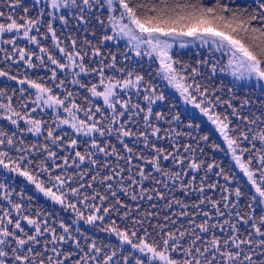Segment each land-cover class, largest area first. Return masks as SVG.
Returning a JSON list of instances; mask_svg holds the SVG:
<instances>
[{
	"label": "snow or ice",
	"instance_id": "1",
	"mask_svg": "<svg viewBox=\"0 0 264 264\" xmlns=\"http://www.w3.org/2000/svg\"><path fill=\"white\" fill-rule=\"evenodd\" d=\"M21 3L11 0V7ZM31 7L37 9L35 16L28 15L29 7L19 16L0 11V18L8 21L0 23V45L13 46L11 52L3 47L0 52L5 53V60L23 62L28 68L54 66L49 69L54 87L46 86L42 77L20 79L0 69V77L21 85L19 109L13 104L17 89L8 95L0 88V120L15 129L0 126V148L4 149L0 150V167L24 178L37 194L71 211L75 219L72 224L61 221L58 231L55 221L50 224L39 211L35 218L25 215L23 204L10 198L13 190L0 183V189H5L0 198L11 206L9 210L0 205V264H130V257L135 264H264V101L260 115L244 114L241 109L251 103L249 99L237 106L234 96L225 99L218 95L222 89L204 82L211 78L202 71L209 60L182 63L173 54L176 45L221 53L227 63H211V75L227 71L235 81H256L264 94V0L244 4L238 0L211 4L204 0H33ZM56 21L65 28L74 22L77 32L90 34L92 39L69 35L61 46ZM5 33L15 35L4 39ZM38 37L50 38L57 52ZM17 38L35 45L43 55L19 47ZM119 40L126 41L125 61L145 57L152 63L158 61L155 75L215 126L226 149L211 146L231 155L251 186L248 194L240 186L232 189L209 180L208 174L219 169L214 174L230 181L219 163L201 158L205 153L199 141L208 146L209 136L177 131L173 126L181 120L180 113L172 111L174 101H168L172 105L168 113L155 110L167 97L153 82L151 63L147 71L143 65L118 68L117 56L104 52L107 42ZM58 72L65 77L70 74L67 83L90 93L83 97L85 104L77 103L74 93L67 90L66 79H57ZM90 76L98 77V83L82 79ZM93 98L102 99L103 104L94 103ZM37 109H52V124L36 118ZM61 109L68 118L60 116ZM81 111L85 119L78 118ZM161 122L168 127L163 128ZM62 125L73 129L75 136L70 137ZM186 127L198 133L200 124L190 119ZM28 133L43 136V143L26 144ZM113 136L120 147L109 139ZM182 137L195 139L196 146ZM141 144L142 148L137 147ZM13 151L18 155L10 154ZM177 191L186 197L196 193L197 200L186 202L176 197ZM212 191H219L220 197L209 195ZM121 193L138 202L134 209L138 217L132 218L133 208L121 199ZM245 195L248 199L241 206ZM144 200L162 201L165 209L175 206L179 211L163 215L141 211L139 201ZM113 213L121 220L131 218V228L126 225L122 230L114 220L103 224ZM22 221L30 227L26 229ZM80 221L93 227L101 222L99 230L114 234L119 248L107 245L112 249L109 254L79 227L74 232L72 225ZM125 245L131 250L128 255H124ZM133 252L139 255L132 256Z\"/></svg>",
	"mask_w": 264,
	"mask_h": 264
},
{
	"label": "rangeland",
	"instance_id": "2",
	"mask_svg": "<svg viewBox=\"0 0 264 264\" xmlns=\"http://www.w3.org/2000/svg\"><path fill=\"white\" fill-rule=\"evenodd\" d=\"M239 1L246 2V1H250V0H239ZM32 3H33V0H22L21 5L18 8L14 9V8L11 7V0H0V11H3L5 13V16H7L9 14H13L14 16H19V15H24V13H23V8L24 7H29L28 15L35 16L36 13H37V9L31 7ZM7 22L8 21H6L4 18H0V23H5L6 24ZM57 25H60L61 27H63L59 23V21L54 22V27L55 28H56ZM63 28L66 29L65 27H63ZM67 28H70L71 31L75 30L74 22H72ZM41 32L42 33H46V27H42L41 28ZM66 32L67 33H71V32H69V30H67ZM80 32H77L75 30L74 32L71 33V35L72 36L76 35L77 37H79V40H83L85 35H88V38L92 39L90 34H86L84 32H83V34H80ZM73 33H75V34H73ZM109 34H111V33H109ZM13 35H15V33H5L3 38L4 39H9ZM47 35L50 37V33L47 34ZM80 35H82L83 37L81 38ZM58 36L60 37V39L62 41V45L61 46H63V43L67 42L66 41V37H64L62 35H59V34H58ZM38 38L41 39V43L44 46L50 48L53 52H57V50L55 49V46H54V44H53V42L51 41L50 38L47 39V40L43 39V37H38ZM93 42L95 43V40H93ZM17 45L19 47H25L26 49L35 51L37 53V55H43V54L39 53V49L36 48L35 45L29 44L27 42V40H25L23 38H17ZM106 45H108L110 47V49H114L115 47L124 46L123 49H122V52L119 55L120 58H121V62L118 61V58H117V67L119 68V67L123 66L124 64L122 63V60L124 59V53L127 52L126 41L125 40H119L117 42H111L110 41V42H107ZM0 47L6 48V49H8L9 52H11L13 46L12 45H8V44H2V45H0ZM176 50H180L181 53L182 52L192 53L197 58V60H203V59L209 60L210 61L209 65L208 66H204L203 68L205 70H209L210 72H211V63H214L216 60L227 59L226 57L221 58V53H218V52L217 53H210L207 48H199V47H191V46H189L188 48L180 49L179 46L176 45L173 48V54L175 53L174 51H176ZM104 52L107 54L110 51L104 50ZM4 57H5V53L0 52V69L8 71L11 75H16L20 79L24 78L25 76H28V77H30L32 79H37L38 77H42L44 82H45V84H46V86L54 87L53 84H52V81L50 79L51 72L49 70L51 67H54V66L48 64L45 67L28 68L23 62L13 63L11 60H5ZM57 58H59V54L58 53H57ZM45 59H46V57H45ZM33 60H34L35 63L39 64V61H36L35 58H33ZM134 61H136V63H137L135 65V67H137V68H139L140 65L144 66L145 63H147L146 70L149 69V64L151 63V72L153 74V82L160 86V90L163 91L165 96L167 97L166 101L158 102L157 105L154 106L156 111H159V109H161V108L162 109H166L167 108V110H169L170 108H172V105L168 101H170V100L174 101L175 102V107L172 108V110L177 109L179 106H181L184 109L185 113L186 112L187 113L191 112L192 113L191 115H193L195 117H201L203 122L206 125H208L213 130V132L220 138V142H221L222 148L226 149V144L224 143L223 138L220 136L219 132H217L215 130V126H213L210 122H208L207 118L203 117L199 113V111L197 109H193L192 105H190V104L189 105H185L183 100H182V98L179 96V93H177L175 91V89H173V88L166 87L165 85L167 84V82L166 81H161L160 78L155 75L156 69L159 67L158 61L155 62V63H152L151 61H149L145 57L143 60H140L139 58H135V59L131 60L130 62L133 63ZM182 63H184V62H182ZM115 75L119 76L120 73L117 72V73H115ZM61 78L66 79L67 90L68 91H72L74 93V98L76 99L77 103H79L81 105L85 104V101H84L83 97L86 96V95L90 96V93H87V91L84 90V89H79L78 86H73L70 83H67L68 81H70L72 79L70 74L67 77H65L63 73H59L58 72L57 79L59 80ZM82 79H86L87 81H91V83H98V81H99V78L98 77H94V76H90V77H87V78L82 77ZM0 84L3 85V87L0 86V88H4L7 91L8 95H12V92H11L12 88L17 89V93H16V96L13 97V101H14L15 97H19L20 93H19L18 90L21 87V85L17 84L16 81L8 80L7 77H0ZM24 87H27V86L25 85ZM100 90H102V89H100ZM30 91L34 93L35 90H30ZM61 91H62L61 89L54 88V92L57 93V94H60ZM133 99L135 100L137 98L133 97ZM93 101H94V103L103 104V100L102 99L95 100V98H93ZM176 101H178L177 102L178 104L176 103ZM3 102L7 103V100L4 99ZM14 106H16V105L14 104ZM33 115L36 118L43 119V120L47 121L49 124H52V116H53V110L52 109H45L44 111H41L40 109H37V111L35 113H33ZM60 116L62 118H68V114L64 113L62 109L60 110ZM77 116H78L79 119H85L84 113L82 111L77 113ZM1 123L5 124L10 129L15 130L14 126H12L8 121L0 120V124ZM162 125L165 126V124H163V122H161V126ZM21 126L25 127V125L23 124V121H21ZM61 127L63 128V130L65 132H67L69 134L70 137H74L75 136V133H74L73 129H71L68 125H62ZM26 136H30L36 141L41 139L42 143H43V136L37 137V136H34L31 133H28ZM110 139H112L113 143H117L118 144V142L115 140V137L114 138H110ZM129 143H131V141H129ZM118 147H120V146H118ZM137 147L142 148L143 145L142 144L141 145H137ZM0 150H4V149L0 148ZM80 150L81 151L83 150V146H81ZM61 154H66V153H61ZM219 154L224 159H230L231 163H232V167L235 168L236 174L241 179L244 178L247 181V177H245L243 175V173L240 171V169L236 166V164L232 160L230 154H226V151H221L220 149H219ZM217 170L218 169H215L214 172H218ZM69 171H72V169H70ZM214 172L213 173H209L208 174L209 177H212L214 175ZM198 175H200V173ZM0 183L5 184V186H6V188L8 190H13L10 198H11V200H13V201H15L17 203H22L23 204L24 209H25V211H24L25 215H29V216L35 218L36 212H35L34 208H36V207H34L33 204H34V201L37 200V199H42L48 205L53 206L55 208V215H57V213H58L57 218H55V219L48 218V219H49V223L50 224L52 223V221H55V224L53 226H55L58 231H59V224H60L61 221L65 222L67 224H72V221L75 219V214L74 213H72L71 211H63L61 209L60 205L54 204L52 201H50L47 198H45L42 194H37L35 192V190H34V186L33 185H29L24 180V178L17 176L15 173H10L6 169H3L2 167H0ZM234 183H236V180L235 179H230V181L228 182V185L231 186ZM147 185L148 184L146 183V186ZM249 186H250V184H249ZM21 189L24 190L23 198H21V196H20ZM4 191H5V189H0V197L3 196ZM34 195H36L37 199L34 198ZM120 195H123V194L121 193ZM28 196H32L33 199L31 201H29L28 200ZM134 202H136V201H134ZM153 202H161V201H156V200L148 201V203H153ZM96 203H99V201H97ZM0 205H2L3 208H5V209L11 210V206L8 204L7 200H3L2 198H0ZM28 208H30V210H28ZM86 214H87V212H86ZM0 215H3V211L2 210H0ZM13 215L15 216V212L14 211H13ZM41 218H43L42 214H41ZM106 220H107V218L105 219L103 224H105ZM22 224L26 227V229L30 227V226L27 225L26 221H22ZM101 226H102V224L99 221L97 222L95 227H93L91 225H87L83 221H80L79 225H75V224L72 225L74 232H75V228L79 227L81 229V231L84 232L87 235V237L90 238V240L91 239H95V241L97 243V246H99V247L103 248V245L101 243H99V241L96 238H93V235H95V234L97 235V237H102V238L106 237L109 242H114L115 244H117V248H119V240L117 239V237L114 234H109L108 232L100 231L99 228ZM80 239H81V243L84 244L85 243L84 238L80 237ZM70 244H71V242H69V245ZM65 247L67 248L69 246L65 245ZM124 247H125V249H127L124 252V255H128L129 251H131V250H130L129 246L125 245ZM105 252H108L110 254L111 251L106 249ZM119 255H120V253L118 251V257H119ZM136 255H139V253H136V252L132 253V256H136ZM130 264H135V261H134V259H132V257H130Z\"/></svg>",
	"mask_w": 264,
	"mask_h": 264
},
{
	"label": "trees",
	"instance_id": "3",
	"mask_svg": "<svg viewBox=\"0 0 264 264\" xmlns=\"http://www.w3.org/2000/svg\"><path fill=\"white\" fill-rule=\"evenodd\" d=\"M204 2L206 4H211L212 2H214V0H204ZM225 2H230V0H225ZM239 3L244 4V3H248L250 1H239ZM57 29V33L59 35H62L64 37H67L69 35H71L72 32H74L75 30L71 31L70 28H66L64 29L63 27H61L60 25L56 26ZM69 30V32L71 33H67L66 31ZM75 34V33H73ZM80 34H83V31L80 32ZM76 36V35H74ZM101 36V32L99 30H97V38H99ZM80 37L82 38L83 36L80 35ZM124 46L122 47H115L114 49H110V47L108 45L105 46L104 50L106 51H110V53L115 54L118 58V61L121 62V58H120V53L122 52ZM175 58L180 59L181 62H187L189 64H195V62L197 61V58L194 56V54L189 53L187 57H183L182 53L180 52V50H176L175 53ZM119 56V57H118ZM220 64L224 65L227 63V59H220ZM122 63L125 64H130L131 66H134L137 64L136 61H134L133 63H131L130 61H125L124 59L122 60ZM146 65L147 63H145V65L143 66L145 71L146 70ZM202 71L204 72L205 76H211L210 80H206L204 81L205 83L210 84V86L212 88H216V89H222V92L218 93V95H222L225 99L231 98V97H235L233 103L236 104L237 106L240 105V103H242V101L244 99H249L251 101V103L247 106H245L243 109H241V111L244 114H248L249 111L252 112H256L257 115H260L261 112V102L264 101V94L261 93V89L260 87L257 86L256 81H235L234 78L229 74V72L225 71V72H220L219 70L214 74L211 75V72L209 70H205L204 68H202ZM147 78V77H146ZM0 86L3 87V85L0 84ZM178 101H176L177 103ZM13 103L16 105V107L19 109V102H18V97H15ZM178 104V103H177ZM162 109V108H161ZM159 109V111L168 113L169 110L166 109ZM220 109H218L219 111ZM173 112H178L180 113V120L181 123L180 125L176 126L174 125L173 127L176 128L177 131H183V132H192V136L196 137L198 134L199 135H205L207 134L209 136V145L206 146L204 145L203 141H199V144L201 147L204 148V153L205 155L201 156L202 159H205L207 162H212L213 160H215L217 163L220 164V166L225 170V174H228L230 176V179H235L236 183L232 184L231 186L228 185V183H226L223 179V177L217 176V175H213L212 177H209V180L211 182H218L220 185L224 186V187H229L234 189L237 186H240L241 191L248 194L249 190H250V186L247 183V181L244 179H241L235 171V168L232 167V163L230 159H224L223 157L220 156L219 154V149L217 148H213L211 146V144H219L220 147L222 148L221 142H220V138L213 132V130L206 125L203 120L201 119V117H195L193 115H191L192 113H185L184 109L179 106L177 109L172 110ZM192 120L193 123H197L200 124V129L199 132L197 133V130L192 129L189 130L186 125L189 122V120ZM235 119V118H233ZM0 126H4L6 128V130L12 131L13 129H10L9 127H7L5 124L1 123ZM163 128H167L168 125L165 124V126L162 125ZM19 135V134H18ZM110 138H114L113 137H109ZM184 142H191L193 144V146H196L197 141L195 139H190L188 137H182L181 138ZM112 140V139H110ZM24 141L26 144H32V143H42V140H34L32 137L30 136H24ZM119 145L117 144V147ZM164 146L167 147V143L164 142ZM10 154H12L13 156L18 155L17 153H15L14 151L11 152ZM168 163V162H166ZM219 171V169L217 170ZM200 175H203V172L200 173ZM149 186V185H147ZM176 197L185 200L186 202H191V201H195L197 200V195L196 193H193L189 196H184L183 193L177 191L175 193ZM209 195H213L216 198H219L221 193L219 191H212L209 192ZM121 199L126 200L127 203L129 205L132 206L133 208V212H132V218L138 217L139 213L136 212L134 209L136 207V204L138 202H134L131 200H128L126 197H124L123 195H120ZM34 198L37 199L36 195H34ZM248 196L245 195L241 198V206H243L245 204V202L247 201ZM156 204L157 207L155 209H153L151 207L152 204ZM139 205H140V209L141 211H160L163 213H168L170 211H179V209L177 207H173L172 210L169 209H165L164 208V202H153V203H148L147 200L144 201H139ZM35 209V212L39 211L43 217L47 216L50 219H55L57 218V215H55V208L51 205H48L44 200L42 199H37L34 201L33 204ZM28 210H30V208H28ZM123 212V209L121 210V214ZM115 221L116 224H118L120 226V228L123 230L124 227L127 225L129 228H131L132 226V219H128V220H121L120 216L117 215L116 213H113L111 216V219L109 220L107 218L105 224H110L111 221ZM156 221L153 220V223H155ZM161 222H163L162 220V216H161ZM93 238H96L99 243H101L103 245L104 250L108 249V250H112L108 247H106L107 245H116L114 242H109L108 239L106 237L102 238V237H97V235H93Z\"/></svg>",
	"mask_w": 264,
	"mask_h": 264
},
{
	"label": "bare ground",
	"instance_id": "4",
	"mask_svg": "<svg viewBox=\"0 0 264 264\" xmlns=\"http://www.w3.org/2000/svg\"><path fill=\"white\" fill-rule=\"evenodd\" d=\"M175 52V51H174ZM188 52L187 53H185V52H182V55H183V57H187L188 56Z\"/></svg>",
	"mask_w": 264,
	"mask_h": 264
}]
</instances>
